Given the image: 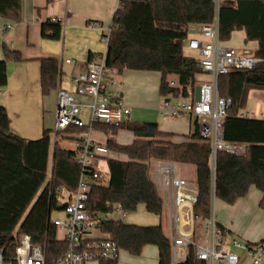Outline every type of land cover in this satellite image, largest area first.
I'll return each mask as SVG.
<instances>
[{
  "label": "trees",
  "instance_id": "trees-1",
  "mask_svg": "<svg viewBox=\"0 0 264 264\" xmlns=\"http://www.w3.org/2000/svg\"><path fill=\"white\" fill-rule=\"evenodd\" d=\"M21 6L22 0H0V17L20 21ZM212 16L213 0H122L112 19L106 62L119 72L123 69L159 72L161 96L174 92L168 86L170 75L176 76L182 87L193 85L199 71L195 60L185 53L183 39L187 37L188 25L207 23ZM218 17L221 41L229 40L233 31L243 30L246 42H257L252 55L264 60V0H236L234 5L221 6ZM60 31L59 22L47 19L41 24L42 36L58 38ZM3 50L0 86L7 82V62L22 60L20 51L7 46ZM59 74L56 58L40 59L42 94L56 87ZM217 87L220 95L232 100L224 118V139L244 145V151L217 153L214 196L233 204L255 186L262 193L258 207L264 210V120L238 115L246 105L249 90H264V62L254 70L229 71L219 77ZM93 128L110 134L105 141L108 150L125 154L127 159L107 155L101 158L100 167L107 179L91 185L87 202L90 213H106L113 203H119L126 214L142 205L145 211L160 217L163 203L150 177V161L161 158L194 166L199 185L194 212L202 219L208 216L209 145L198 130L190 133L188 139L174 142L173 133L159 129L155 122L126 120L116 126L94 123ZM83 130L84 127L69 126L61 133L75 141ZM119 130L129 131L132 141L119 143L115 138ZM49 132L44 129L36 139L13 133L7 110L0 105V251L4 264H16L15 249L25 234L33 244L41 246L46 264H53L67 249L66 242L57 237L49 215L64 206L56 201L59 187L67 191L65 201L75 191L80 165L74 158L75 149L59 145L60 133L56 134L50 162ZM100 227L110 234L120 251L136 257L145 246L153 245L158 249L157 264H171L169 239L160 223L139 225L109 219ZM98 264H118V259L100 260ZM180 264L202 263L191 255Z\"/></svg>",
  "mask_w": 264,
  "mask_h": 264
},
{
  "label": "built area",
  "instance_id": "built-area-1",
  "mask_svg": "<svg viewBox=\"0 0 264 264\" xmlns=\"http://www.w3.org/2000/svg\"><path fill=\"white\" fill-rule=\"evenodd\" d=\"M117 8L122 0H114ZM236 0H213V16L207 23L191 24L187 27V37L183 45L195 60L198 73L193 85L182 87L177 77H168V86L174 90L164 95L158 106L159 114L166 119L186 116L191 123V131L198 130L209 145V170L211 198L208 216L204 219L194 212L199 185L196 180L180 175L182 163L155 158L150 161V177L157 188L162 203L168 205L171 218L169 243L171 264L186 262L192 255L202 264H238L240 256L233 252L231 242L226 237L228 230L216 220L214 214L215 164L218 152L242 154L244 145L228 143L224 139V118L232 100L218 93V79L235 69L254 70L264 62L252 54L239 53L220 39L219 9L223 5H234ZM50 22H60L50 16ZM112 26V25H111ZM111 27L101 31L100 39L105 44L103 52L96 59L84 63L83 68L72 75L73 92L57 88L54 139L57 133L69 126L84 127L75 140L74 158L80 165V173L75 191L64 206L54 209L49 221L60 233L57 237L64 240L67 249L53 264H89L100 260H116L120 249L108 232L100 225L117 215L125 222L126 213L119 203L111 205L106 213L88 211L90 187L94 183H104L107 174L101 168V158L108 154L105 142L92 137L94 123L116 126L129 119L130 107L123 99L119 89L116 67L107 64V45ZM66 62H71L66 59ZM198 76H203L199 78ZM199 87L196 98L195 87ZM239 116L252 118V112H239ZM86 116V118H85ZM264 120V113L258 115ZM108 204V203H107ZM109 205V204H108ZM202 223L200 231L198 225ZM233 244L247 253L243 264H264V239L242 244L237 239ZM16 264H46L40 245L33 244L29 235L20 239L15 249ZM0 264L2 262L0 251Z\"/></svg>",
  "mask_w": 264,
  "mask_h": 264
},
{
  "label": "crops",
  "instance_id": "crops-1",
  "mask_svg": "<svg viewBox=\"0 0 264 264\" xmlns=\"http://www.w3.org/2000/svg\"><path fill=\"white\" fill-rule=\"evenodd\" d=\"M116 9L117 5L114 0H51L50 2L22 0L20 21L14 22L0 17V59L4 57V46L20 51L22 56L20 61L9 60L7 62V82L0 86V105L7 110L10 130L13 133L26 139H36L42 135L45 129L44 122L41 120V112L48 103L49 92L42 94L41 91L40 59L53 57L59 62L60 74L53 92H57L58 87L62 88L64 78L68 79L67 83L72 88L67 91L73 92L72 75L80 71L84 63L96 59L100 53L96 50L101 44V31L111 27ZM52 15L60 19L61 31L58 38L41 35V24ZM235 36H239V40H243L244 44L250 47L251 54L257 48L256 41H245L243 30L233 31L229 40L223 43L235 48L234 43L232 44ZM66 59H70L71 62H66ZM198 77L202 78L203 76ZM118 80L123 99L130 107L128 121L155 122L159 129L173 133L172 141L174 142L188 139L192 131L191 123L186 116L166 119L161 117L158 112L157 106L163 97L159 94V72L123 69L119 72ZM239 112L264 113V90H249L246 105ZM182 117L187 120L185 128H183L184 125L180 127L179 123L175 122V119ZM160 118L163 119L162 123ZM118 132L115 138L119 142ZM179 132L183 138L174 137V134L180 135ZM132 139L133 136L128 143ZM99 141L101 140L99 139ZM51 156L52 153H50V162L52 161ZM181 165L190 164L182 163ZM48 177L50 178V168ZM261 196V191L255 186H251L247 195L237 199L233 204L223 203L217 211L214 207L217 222L229 231L235 222L239 225L247 217L259 212L258 203ZM140 207L145 210L142 205ZM163 207H166L169 217L168 235L164 233L163 211L160 217L152 214L156 219L151 217L145 222L139 221L135 224L154 225L160 223L164 235L169 238L171 218L168 213V205L163 203ZM127 217L128 214H126ZM142 254L148 257V264H157L158 249L156 246H145ZM126 255L129 257L126 256L125 259L136 260L135 256L127 253Z\"/></svg>",
  "mask_w": 264,
  "mask_h": 264
},
{
  "label": "rangeland",
  "instance_id": "rangeland-1",
  "mask_svg": "<svg viewBox=\"0 0 264 264\" xmlns=\"http://www.w3.org/2000/svg\"><path fill=\"white\" fill-rule=\"evenodd\" d=\"M236 35H240V34H236ZM239 36H235L234 41L232 42L233 45H235V49L238 50L240 53L242 54H251V49L250 47H248L247 45L244 44L243 40L240 41ZM100 46L99 48L96 50L98 52H103L104 48H105V44L103 43V41H101L100 39ZM188 55H194L193 52L191 51H185ZM68 80V79H67ZM66 78H64L63 82H62V88L65 90H72L71 86L69 83H67ZM48 103L45 105L43 111L41 112V120H43L44 122V128L46 130H49V135L51 138V148L50 151L52 153L53 147H54V132H53V124H54V119H55V107H56V99H57V92L54 91L53 89L49 91L48 93ZM252 105L253 102H252ZM254 115H256V118L259 117V113H254ZM162 117V116H161ZM86 118V116H85ZM185 118H178L175 119V122L179 123V126L181 127V125L183 126V128H185L187 126V120ZM160 122H163V119L160 118L159 119ZM171 122H173L172 120H170ZM182 123V124H181ZM178 134L180 135H176L174 134V137L177 138H183V135L181 134V132H179ZM91 135L93 138H97L96 140L99 141V139L101 141L99 142H104V140H106L108 137H110V134L105 133L103 131H99V130H92ZM131 133L129 131L126 130H120L118 132V140L119 142L126 144L128 143V141L131 138ZM57 139H58V143L62 148H66V149H74L75 147V143L71 138H67L65 136V134L60 133L59 135H57ZM108 157L111 158H116V159H121V160H126L127 156L125 154H120V153H116V152H112V151H108L107 154ZM103 168V167H102ZM179 172L180 175L188 178V179H195V168L192 165H186V166H180L179 168ZM67 196V191L63 188V187H59L56 190V201L59 204L64 203L65 199ZM225 203L224 201L215 198L214 201V207L217 211V209L219 207H222V204ZM143 209V208H142ZM141 207L138 208L135 212L128 214V217L126 218L125 222L126 223H136L139 221H147L149 220V218L151 219V217L155 218L154 216H152V214H148L145 212V210H142ZM258 213H255L249 217H247L243 222H240L239 225L237 224V222H235L232 226V228H230L228 235L226 237L228 242H231V248L233 250L234 253H236L238 256H240V261L238 264H243L246 257H247V253H245L242 249L236 247L232 240L233 239H237L238 241L242 242V244L245 243H253V242H258L262 239H264V210L263 209H258ZM148 217L145 218L144 217ZM163 223H164V233L166 235H168V227H169V217L168 214L166 212V207H163ZM141 217V218H140ZM254 217V218H253ZM114 219H117L118 216L114 215L113 216ZM156 219V218H155ZM202 225V223H200L198 225V229L201 231L202 228H200V226ZM238 225V226H237ZM58 236H60V233H57ZM127 252L125 251H120L119 253V257H118V264H148V257L144 254H141L139 256H136V260H130V258L125 259V257ZM128 254V253H127ZM129 255V254H128ZM129 257V256H127ZM89 264H95V262L89 263Z\"/></svg>",
  "mask_w": 264,
  "mask_h": 264
},
{
  "label": "water",
  "instance_id": "water-1",
  "mask_svg": "<svg viewBox=\"0 0 264 264\" xmlns=\"http://www.w3.org/2000/svg\"><path fill=\"white\" fill-rule=\"evenodd\" d=\"M195 92H196V98H197L198 97V93H199V87L198 86L195 87ZM51 158H52V156H51Z\"/></svg>",
  "mask_w": 264,
  "mask_h": 264
}]
</instances>
